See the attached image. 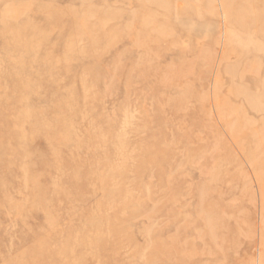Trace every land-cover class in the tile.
<instances>
[{
	"label": "rangeland",
	"instance_id": "obj_1",
	"mask_svg": "<svg viewBox=\"0 0 264 264\" xmlns=\"http://www.w3.org/2000/svg\"><path fill=\"white\" fill-rule=\"evenodd\" d=\"M263 85L264 0H0V264H264Z\"/></svg>",
	"mask_w": 264,
	"mask_h": 264
},
{
	"label": "bare ground",
	"instance_id": "obj_2",
	"mask_svg": "<svg viewBox=\"0 0 264 264\" xmlns=\"http://www.w3.org/2000/svg\"><path fill=\"white\" fill-rule=\"evenodd\" d=\"M224 1V0H223ZM228 1V0H227ZM223 5V4H222ZM224 6H227L226 4H225V2H224ZM243 13V12H242ZM240 14V13H239ZM253 15V14H252ZM230 19V18H229ZM257 20V19H256ZM264 86V85H263ZM264 90V89H263ZM256 91V90H255ZM58 125V124H57ZM64 127V126H63ZM56 128V127H55ZM56 131V130H55ZM54 131V132H55ZM56 135V134H55ZM58 135V134H57ZM12 136V135H11ZM3 137V136H2ZM9 139L8 140H11V138L10 137H8ZM2 139H4V138H2ZM16 146V145H15ZM0 149H1V145H0ZM67 157V156H66ZM61 170H63V169H61ZM29 181V180H28ZM66 182V181H65ZM35 191V190H34ZM33 191V192H34ZM36 193V192H35ZM40 193H42V192H40ZM37 198V197H36ZM33 200H35V199H33ZM32 200V201H33ZM34 203V202H33ZM102 235V234H101ZM36 251H34V249H32L31 251H28V256L26 257V259H24V261H23V264H44L45 263V261H47V260H45V258L43 259H41V261H39V258H38V256L36 255Z\"/></svg>",
	"mask_w": 264,
	"mask_h": 264
}]
</instances>
